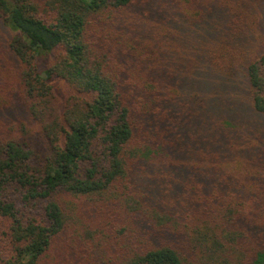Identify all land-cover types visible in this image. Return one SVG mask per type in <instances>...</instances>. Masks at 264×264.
Wrapping results in <instances>:
<instances>
[{"label": "trees", "instance_id": "trees-1", "mask_svg": "<svg viewBox=\"0 0 264 264\" xmlns=\"http://www.w3.org/2000/svg\"><path fill=\"white\" fill-rule=\"evenodd\" d=\"M0 22V264H264V0Z\"/></svg>", "mask_w": 264, "mask_h": 264}, {"label": "rangeland", "instance_id": "rangeland-1", "mask_svg": "<svg viewBox=\"0 0 264 264\" xmlns=\"http://www.w3.org/2000/svg\"><path fill=\"white\" fill-rule=\"evenodd\" d=\"M14 35L12 31L7 29L3 24L0 22V49H7L8 43L11 39V37ZM243 96L241 95V92L239 91L237 93V98L241 99Z\"/></svg>", "mask_w": 264, "mask_h": 264}]
</instances>
